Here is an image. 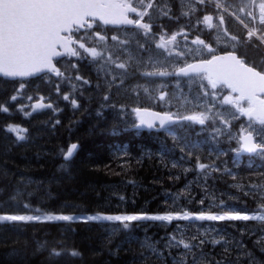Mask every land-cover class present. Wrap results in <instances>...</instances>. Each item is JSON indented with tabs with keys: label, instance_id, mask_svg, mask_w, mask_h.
<instances>
[{
	"label": "trees",
	"instance_id": "16d2710c",
	"mask_svg": "<svg viewBox=\"0 0 264 264\" xmlns=\"http://www.w3.org/2000/svg\"><path fill=\"white\" fill-rule=\"evenodd\" d=\"M165 1L174 12L162 22L175 28L183 22L178 3ZM236 3L225 0L234 14ZM214 9L205 5L206 12ZM223 14L228 29L241 36V25ZM244 49L247 61L264 63L263 44L253 40ZM17 86L0 79V105L14 112L0 111V213L41 211L77 219L0 224V264H264L261 220L221 221L215 238V227L204 230L195 219L133 222L120 229V223L79 217L219 214L222 204L243 214L264 211V161H247L249 157L243 156L237 165L223 150L214 158L196 137L170 142L156 133L135 130L132 120L123 125L109 116L82 117L77 110L68 114V106L55 124L48 111L26 117L9 101ZM47 86L33 84V90L43 93ZM10 124L24 130L25 139L8 131ZM70 142H77L79 149L65 162L60 150ZM200 163L206 165L203 170ZM13 197V204L4 203ZM145 238L151 247L144 244ZM181 240L193 247L177 245ZM52 248L61 250V255L51 256ZM73 250L79 255H71Z\"/></svg>",
	"mask_w": 264,
	"mask_h": 264
},
{
	"label": "snow or ice",
	"instance_id": "6c2138e0",
	"mask_svg": "<svg viewBox=\"0 0 264 264\" xmlns=\"http://www.w3.org/2000/svg\"><path fill=\"white\" fill-rule=\"evenodd\" d=\"M139 2L143 4L144 0H139ZM200 2L203 3L204 0H200ZM250 3L254 9L258 7V24L264 26V0H259L258 3L257 0H250ZM152 7L151 2L147 3L146 9ZM146 9H139L134 0H0V74L8 78L31 77L42 72L53 73L57 77L62 76L63 73L54 63V60L64 55L79 57L81 54L73 45L78 43L79 48L89 54L93 60L101 56L96 47H86L85 43L79 42L91 34L89 30L93 29L97 21L103 25L134 26L144 30L145 35L151 33L152 24L144 22L145 16L148 15ZM130 14H135L138 18L133 19ZM248 14L255 22L256 15L253 12ZM212 19L211 15H204L203 23L212 28ZM220 23H224L223 16L220 17ZM244 27L247 29V41L250 42L255 39L260 44H264V27H249L247 24ZM82 29L85 30L84 36L74 39V34L80 33ZM95 35L99 36L101 41L105 40V37L100 35L98 31ZM111 39L117 41L118 37L113 35ZM185 39H187L186 35ZM231 40L238 42L239 38L233 35ZM160 41L156 47L167 50L169 45L177 41V35H171L168 40H165L164 36H160ZM120 43L123 44L124 41H120ZM192 43L203 46L201 55H203V50H206L209 58L200 59L195 63H184V66L179 67L174 72L159 70L146 72L144 75L183 76L192 80L199 79L201 81L200 87H206L203 83L206 80L213 90L217 89L218 86L228 89V94L222 97V104L232 106L237 113L247 117L250 122L245 133L240 136V148L246 153L264 155V140H258L254 134L256 131L254 125H259L260 129L264 131V68L258 70L255 65L246 62V59L238 56L235 51H226L224 54L218 55L212 45L207 44L200 37L194 39ZM140 48L145 49L146 46L141 44ZM177 55L183 56L184 53L179 52ZM116 67L125 69L126 66L124 63H118ZM77 79L80 78L77 77ZM23 87L24 84H21L20 88ZM204 94L208 95L207 92ZM10 99L15 101L17 96L13 95ZM64 99L68 100L69 97L65 95ZM160 99H164L163 93H161ZM71 103L75 106L76 100H72ZM47 106L51 107V105ZM35 107L41 108L44 105L37 104ZM0 111L8 113L9 107L0 105ZM134 111L140 124L146 125L148 128L154 127L156 121L159 122L161 128H164L168 124L177 123L178 120L193 121L204 125L208 119L204 113L174 117L169 113L161 114L151 112L148 109L136 108ZM8 131L15 133L18 140L25 139L21 134L24 130L17 125H8ZM77 147V144H71L65 152L64 159L67 160L72 157ZM205 167V164H199L200 169ZM23 207L28 209L30 206L24 204ZM193 218L199 221H264V215L243 214L242 211L229 208L223 204L220 206L219 214H212L211 212L192 214L184 211L182 213L169 212L156 215L88 216L86 219L118 221L124 228H128L133 221L171 222L172 220H190ZM74 219L77 218L70 215L50 214L41 216L0 213V224H26L41 220L72 221ZM179 244H183L185 249L193 247L182 240L177 242V245ZM50 255L58 257L61 255V250L52 248ZM71 255L78 256L79 252L73 250Z\"/></svg>",
	"mask_w": 264,
	"mask_h": 264
},
{
	"label": "rangeland",
	"instance_id": "374dc122",
	"mask_svg": "<svg viewBox=\"0 0 264 264\" xmlns=\"http://www.w3.org/2000/svg\"><path fill=\"white\" fill-rule=\"evenodd\" d=\"M249 3L250 0H246L243 8L245 9L249 5ZM143 5L146 7L147 3L144 1ZM197 8H198L197 4H195L194 2H188L186 4V7L183 8L180 15L182 18H191L193 16L194 18H196ZM168 15H169L168 10H165L164 8L157 5L153 6L151 9H148V16L149 18L152 19H156L158 17L159 18L166 17ZM221 15H222L221 13L217 14V16L220 17ZM241 19L242 21H244L243 18ZM219 28L222 30L224 29L223 24H221L220 22H219ZM115 36L118 37L117 41H113L111 40L110 37H105V36H104L105 40L101 41L99 37L97 38L94 37V33L92 34V36L88 37L89 41L93 42V44H91L89 47H96L97 51L102 52L104 55L96 62L93 61V59H90V61H92L95 64L94 76L97 79L93 81V83L96 84L97 86L100 84L99 90L102 91V93L99 94L98 97L95 96L96 99L90 96H87L86 98L88 107L96 104L97 101V104L99 106V108L97 109L98 116L102 112H104L105 114L106 113L109 114L110 113L109 111L106 112L107 107H109L110 110L111 109L118 110L121 116L125 117L126 114H128L131 109L130 107L131 105H128L131 103H129L128 101H133L134 103L137 104L141 102L147 103L154 101V99H152L153 96H155L156 98L155 100H161L160 95L161 93H163L165 100L167 102H171L172 95L176 92H180L184 94L186 98L190 90L192 91L200 90L201 97H203V102H201L200 105L205 104V107H202V109H200L199 111L194 110V112L190 115L204 113L205 115L208 116L207 120L213 121L214 133L217 136H222V138H224L222 140L220 139L219 141H215L214 142L215 147H219L221 146L222 143L225 142L229 143L232 139H236L238 141L239 136L245 133V129L248 127L249 124L241 123L238 125V130L240 132V135H238V132H235V130L229 125V122L234 121L235 119L239 118L241 115L237 113L235 109H231V106L223 105L221 102L223 96H220V93H214V91L211 90V86L206 84L207 83L206 80L203 81L206 87H200L199 85L201 81L199 79L184 80L177 78L174 75H170L166 77L149 76L150 81L141 79L143 76H145L144 73L146 72L159 71V70H168L169 72H174V69L178 68L180 63H183L191 58H194L197 55H201V49L190 46L191 45L190 43H185L186 44L185 46H183V44H180V47H174L175 45H172L173 47L168 46L167 50L161 49L164 53H168V54L169 52L173 54L175 51L178 53L179 52L184 53L183 56H178L176 54L174 57H172L170 60L173 61V63L167 64L165 62L164 64L166 68H164L163 64H160L161 60L164 61L163 57L157 55L156 50L158 48L156 47L155 42H158V39L156 37H154L153 39V38L138 36L135 34H123L121 36L118 35ZM120 41H124V43L121 44ZM226 41L228 43H231V39H226ZM94 42H96V44H94ZM141 44H144L146 48L141 49L140 48ZM87 57H89V54ZM177 62H179V64ZM118 63H124L126 66L125 69L117 68L116 64ZM168 65L171 68H168L167 67ZM121 81H123V83H121ZM165 82H171L173 84H167ZM101 84L107 85L108 87L101 89L102 87ZM112 84H126L128 86L129 93L116 98H114L113 96L111 97V95H109V93L111 92H109L108 89L109 87L112 86ZM71 90L72 87L69 89V91ZM74 90H76V88ZM205 92H207L208 95H205L204 94ZM79 93L81 94V90L79 91ZM22 94H24L25 96H23V98L21 99V104H22L21 110H25V111L31 110L32 103L35 102L37 99H40L38 97H32L30 92L28 91H24ZM69 97H71V100L76 99L73 93H70ZM104 97H107V101L105 102L103 100ZM123 98L128 100L122 101L121 99ZM199 98L200 95L199 93H197L196 96L191 97V99H189L188 102L191 106H193L194 102L197 101ZM41 99L43 98L41 97ZM117 100L123 102V104L120 107H118ZM66 106H68V114L74 112L73 110L82 111V117L88 114L86 110L82 109L81 107L73 106V104L71 103L62 104L58 107L57 110L61 111L62 113L64 109H66L65 108ZM224 107L226 108L224 109ZM218 108L222 110L218 111L219 110ZM214 115H221L222 116L221 120H214L213 117ZM210 116H212L213 118H210ZM255 129H256L255 131L256 134L263 136L262 134L264 133V131L257 129L256 127ZM233 150L236 154L240 153V148L238 147H235ZM261 157L264 159V155ZM8 202L12 204L14 203L12 198L5 199L4 203H8ZM40 215L46 216L45 214H40ZM259 215H264V213H260ZM103 221L111 224L120 223L118 221H106V220ZM211 222L216 223L218 221H211ZM122 226L123 225L121 224L120 228H122ZM144 244H147V246H149L151 244V241L145 238Z\"/></svg>",
	"mask_w": 264,
	"mask_h": 264
},
{
	"label": "water",
	"instance_id": "95a60500",
	"mask_svg": "<svg viewBox=\"0 0 264 264\" xmlns=\"http://www.w3.org/2000/svg\"><path fill=\"white\" fill-rule=\"evenodd\" d=\"M65 56V55H64ZM57 58H59V57H57ZM42 73H47V72H42ZM39 74H41V73H39ZM39 74H37V75H39ZM53 74V73H52ZM0 76H3L2 74H0ZM36 76V75H35ZM4 77V76H3ZM31 77H33V76H31ZM4 78H8V77H4ZM16 78H19V77H16ZM22 78H25V77H22ZM10 79H15V78H10ZM40 104V103H39ZM37 105V104H36ZM42 108V107H41ZM41 108H36L35 107V109H34V111H39ZM156 122H158V121H156ZM137 128L138 129H148V127L146 126V125H141L140 124V122H139V124L137 125ZM250 154V153H249Z\"/></svg>",
	"mask_w": 264,
	"mask_h": 264
},
{
	"label": "bare ground",
	"instance_id": "6f19581e",
	"mask_svg": "<svg viewBox=\"0 0 264 264\" xmlns=\"http://www.w3.org/2000/svg\"><path fill=\"white\" fill-rule=\"evenodd\" d=\"M180 16V15H179ZM86 116H89L88 114H86ZM212 169V168H211ZM243 194H244V192H243ZM22 205V204H21ZM27 211V210H26ZM227 226V225H226ZM230 229V228H229ZM185 231V230H184ZM158 233V232H157ZM183 233V232H182ZM219 234H220V231L219 230H217L215 233H213V236L215 237V238H219ZM222 235V234H221ZM164 238V237H163ZM169 238H171V237H169ZM149 240V239H148ZM158 247V246H157ZM159 248V247H158ZM160 249V248H159ZM165 250H167V249H165ZM168 251V250H167ZM170 251V250H169Z\"/></svg>",
	"mask_w": 264,
	"mask_h": 264
},
{
	"label": "flooded vegetation",
	"instance_id": "af4514ba",
	"mask_svg": "<svg viewBox=\"0 0 264 264\" xmlns=\"http://www.w3.org/2000/svg\"><path fill=\"white\" fill-rule=\"evenodd\" d=\"M76 106V105H75Z\"/></svg>",
	"mask_w": 264,
	"mask_h": 264
}]
</instances>
